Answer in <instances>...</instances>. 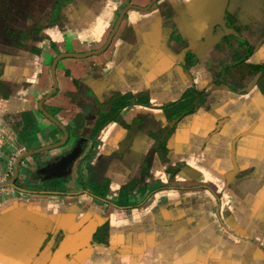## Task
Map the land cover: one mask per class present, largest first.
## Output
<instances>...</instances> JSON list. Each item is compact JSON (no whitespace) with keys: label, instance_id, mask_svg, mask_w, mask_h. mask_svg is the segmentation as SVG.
Wrapping results in <instances>:
<instances>
[{"label":"flooded vegetation","instance_id":"af4514ba","mask_svg":"<svg viewBox=\"0 0 264 264\" xmlns=\"http://www.w3.org/2000/svg\"><path fill=\"white\" fill-rule=\"evenodd\" d=\"M0 174L72 210L31 260L194 262L203 224L264 264V0H0Z\"/></svg>","mask_w":264,"mask_h":264},{"label":"water","instance_id":"95a60500","mask_svg":"<svg viewBox=\"0 0 264 264\" xmlns=\"http://www.w3.org/2000/svg\"><path fill=\"white\" fill-rule=\"evenodd\" d=\"M16 171L15 169L14 173ZM14 177L15 174L8 181L0 183V189L12 187ZM62 206V203L48 202L45 199L22 197L1 199L0 264H45L48 258L44 251L32 260L31 257L37 253L39 244L53 227L62 228L65 225L64 220L74 218L72 210ZM194 230L190 231L187 226L180 227L175 239V245L183 247L186 255L192 254L194 262L178 255V261L171 263L172 259L166 253H162L160 258L163 264H249V261L256 264L259 262L255 257L249 256L248 259L242 252L244 250L242 246H232L231 243H228V246L224 245L221 242L223 239L203 224L196 225ZM71 240L72 238L68 236L60 244L58 251L48 261L49 264H63L64 254L76 250L78 244ZM146 243L143 244V248L146 247L151 251L150 244ZM143 248L136 247L133 250L143 251ZM134 255L126 258L130 264L158 263L156 260L153 261L150 255L143 256L142 253ZM121 260L124 262V259Z\"/></svg>","mask_w":264,"mask_h":264},{"label":"built area","instance_id":"2783aa9c","mask_svg":"<svg viewBox=\"0 0 264 264\" xmlns=\"http://www.w3.org/2000/svg\"><path fill=\"white\" fill-rule=\"evenodd\" d=\"M13 160H14V154L12 152V153L9 154V156H8V158L6 160V168H10L11 167V164H12ZM5 177H6L5 174H0V183L2 181H4ZM9 192H10V190H8V189H4V188L0 189V198H2V199L3 198H8L9 197V195H8Z\"/></svg>","mask_w":264,"mask_h":264},{"label":"rangeland","instance_id":"374dc122","mask_svg":"<svg viewBox=\"0 0 264 264\" xmlns=\"http://www.w3.org/2000/svg\"><path fill=\"white\" fill-rule=\"evenodd\" d=\"M1 53H3V51L1 52ZM3 165V167L1 168L3 171H5L6 170V166H5V162L4 161H2L1 162ZM19 172H20V176H26L27 174H28V172L27 171H25L24 169H23V167H21L20 168V170H19ZM18 182V181H17ZM11 198H18V197H20L18 194H15V195H12V196H10ZM0 200H1V198H0Z\"/></svg>","mask_w":264,"mask_h":264},{"label":"crops","instance_id":"0c3cea01","mask_svg":"<svg viewBox=\"0 0 264 264\" xmlns=\"http://www.w3.org/2000/svg\"><path fill=\"white\" fill-rule=\"evenodd\" d=\"M2 199V198H1Z\"/></svg>","mask_w":264,"mask_h":264}]
</instances>
